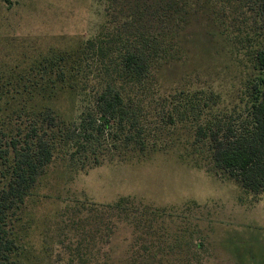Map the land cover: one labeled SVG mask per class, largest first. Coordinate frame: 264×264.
Returning <instances> with one entry per match:
<instances>
[{
  "label": "rangeland",
  "instance_id": "1",
  "mask_svg": "<svg viewBox=\"0 0 264 264\" xmlns=\"http://www.w3.org/2000/svg\"><path fill=\"white\" fill-rule=\"evenodd\" d=\"M137 4L148 9L144 26ZM263 27L256 0H0V150L9 135L32 144L42 118L51 123L59 114L79 128L82 115L99 117L92 82L101 77L87 76V66L115 65L128 48L139 49L142 35L150 46L159 42L146 79L122 94L146 150L127 148L122 125L110 120L97 165L55 151L25 205L29 257L37 264H264V194L219 169L211 139L198 134L219 131L222 139L247 118ZM89 39L102 51L92 58L96 44L89 46L87 74L73 80L89 83L90 99L80 105L81 97L59 91L50 60Z\"/></svg>",
  "mask_w": 264,
  "mask_h": 264
},
{
  "label": "trees",
  "instance_id": "2",
  "mask_svg": "<svg viewBox=\"0 0 264 264\" xmlns=\"http://www.w3.org/2000/svg\"><path fill=\"white\" fill-rule=\"evenodd\" d=\"M256 2L264 25V0H256ZM146 10H148L146 5L135 6L134 12L141 18L140 26H144L145 22L149 21L144 14ZM181 11L184 12V8ZM175 13L178 14V10H175ZM178 25L174 24V32L178 30ZM163 30L164 27L162 32ZM92 41L89 39L75 51L59 53L50 60L51 66L58 71L56 79L59 82V91L75 95L76 98L81 97L80 105L90 99L89 83L88 80H83L85 84L73 80L87 74L82 66V58L88 53L89 46L96 44V47L91 49L92 58L98 57L99 52L102 51L100 44L96 40ZM151 42L149 35L146 37L142 35L139 49L128 48L123 60L115 65L109 62L110 67L106 69L101 66H96L95 69L87 66L90 71L87 76L95 72L101 77L92 82L93 88L99 87L93 93L99 117L94 113L82 115L79 118L81 121L79 128L74 127L59 114L55 122L51 123L42 118L40 127L42 133L37 132L36 128L33 129L36 135L32 144L22 136L9 135V144L5 150L1 149L4 153L1 154L0 150V264H37L38 262L36 257L33 259L29 257V245L25 240L27 228L23 215L26 211L27 199L32 195L38 178L46 166L54 159L55 151L62 150L73 159L82 160L81 163L86 168L97 165L101 154L106 151L105 144L99 146L97 142L104 137L103 128H110V120L122 125L120 130L127 148L134 146L141 151L146 150L147 141L140 136L141 129L136 132L140 133L139 136L132 133V124L129 123H133L134 119L130 115L134 113L125 105L122 94L124 89L132 87L136 82L140 83L149 74L151 63L157 59L160 52L159 42L155 37L154 46L149 45ZM258 45L253 55L255 75L249 86L247 118L239 128L227 127L222 139L219 138V131L210 130L208 135L201 130L198 134L203 133L205 137L211 139L212 159L219 169L236 178L244 188L264 194V27ZM167 54L169 55V51ZM50 109L47 112H50ZM124 125L126 128L128 126L129 133L125 131ZM96 134L100 136L97 137ZM110 137L113 138L114 135L110 134ZM110 229L108 233L109 231L113 233V227ZM99 263L94 262V264Z\"/></svg>",
  "mask_w": 264,
  "mask_h": 264
}]
</instances>
